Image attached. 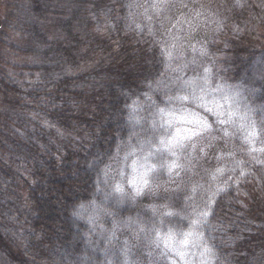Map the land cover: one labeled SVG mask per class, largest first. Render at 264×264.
I'll return each instance as SVG.
<instances>
[{"label": "trees", "instance_id": "obj_1", "mask_svg": "<svg viewBox=\"0 0 264 264\" xmlns=\"http://www.w3.org/2000/svg\"><path fill=\"white\" fill-rule=\"evenodd\" d=\"M261 3L232 15L245 25L219 36L215 52L221 74L264 102ZM124 4L0 0V264H63L57 253L73 248L68 211L93 196L91 169L122 133L126 94L158 76L157 48L127 30ZM262 192L250 181L235 196L243 228L224 246L231 264H264Z\"/></svg>", "mask_w": 264, "mask_h": 264}, {"label": "rangeland", "instance_id": "obj_2", "mask_svg": "<svg viewBox=\"0 0 264 264\" xmlns=\"http://www.w3.org/2000/svg\"><path fill=\"white\" fill-rule=\"evenodd\" d=\"M253 1L125 0L127 30L152 39L160 70L144 93L126 94L122 135L91 169L92 198L70 207L73 248L55 260L231 264L224 246L243 228L235 196L250 181L264 194V102L221 74L215 43L228 28L238 34L245 24L232 25V15ZM204 122L208 131L168 145ZM168 233L186 238L182 255L154 243Z\"/></svg>", "mask_w": 264, "mask_h": 264}, {"label": "snow or ice", "instance_id": "obj_3", "mask_svg": "<svg viewBox=\"0 0 264 264\" xmlns=\"http://www.w3.org/2000/svg\"><path fill=\"white\" fill-rule=\"evenodd\" d=\"M161 111H163V110H161ZM221 122L223 123V121H221ZM249 123H250V131L248 132V137L255 138V136L257 135L255 122L250 121ZM208 129H209V126L206 124V122L201 123L198 125V130L193 129L191 131L190 135H181L180 132L178 131L176 133V137L168 140L167 143L169 146H173L174 143L176 145H180L181 141L191 140L192 137L199 136L203 132L208 131ZM225 134L227 135V133H225ZM177 137H178V139H177ZM161 143H165V141L161 140ZM143 182L146 184L147 180H144ZM203 215H207V213H203ZM157 236H158L157 241H154V243H156L157 247H159L160 244L163 243L164 247L169 252L173 251V249L175 248L177 250V254L182 255V253L179 251V248L186 245V243H187L186 238L177 239L172 233H168L167 235H165L163 237H159V234H157Z\"/></svg>", "mask_w": 264, "mask_h": 264}]
</instances>
